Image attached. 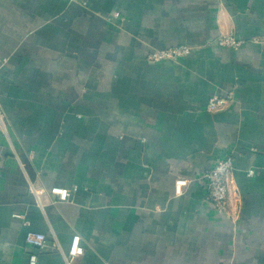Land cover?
<instances>
[{
	"label": "crops",
	"instance_id": "0c3cea01",
	"mask_svg": "<svg viewBox=\"0 0 264 264\" xmlns=\"http://www.w3.org/2000/svg\"><path fill=\"white\" fill-rule=\"evenodd\" d=\"M0 110V264H264V0H0Z\"/></svg>",
	"mask_w": 264,
	"mask_h": 264
},
{
	"label": "built area",
	"instance_id": "2783aa9c",
	"mask_svg": "<svg viewBox=\"0 0 264 264\" xmlns=\"http://www.w3.org/2000/svg\"><path fill=\"white\" fill-rule=\"evenodd\" d=\"M114 18L119 17V13L113 14ZM243 42L237 40L232 34L221 36L216 44L220 47H228L232 49L238 48ZM191 51V47L188 45H179L173 48L164 50H153L147 55V60L150 62H160L164 60H178ZM230 97L228 96H213L207 105L209 112H215L222 110L228 106ZM4 114L0 110V122ZM233 168V159L229 156L219 161L215 166L206 170L202 176L201 181L206 192V199L214 209L221 213L229 215L232 209V194H233V182L231 179ZM252 171L247 172L248 175H252ZM176 192L181 194V188L187 185V180H176ZM34 192V191H33ZM48 193L55 197L57 201H68L71 194L70 191L62 187H51ZM35 196L37 193L34 192ZM25 243L31 247L40 249L45 245V236L37 232H27L25 236ZM82 255V248L80 246V237L74 236L71 241V245L64 255L65 263L72 264L74 260ZM35 257H31V264H34Z\"/></svg>",
	"mask_w": 264,
	"mask_h": 264
}]
</instances>
